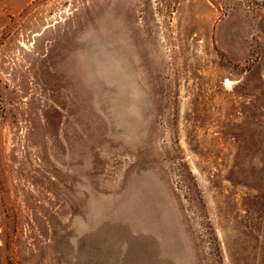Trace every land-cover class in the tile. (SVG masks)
<instances>
[{
  "label": "rangeland",
  "instance_id": "rangeland-1",
  "mask_svg": "<svg viewBox=\"0 0 264 264\" xmlns=\"http://www.w3.org/2000/svg\"><path fill=\"white\" fill-rule=\"evenodd\" d=\"M0 261L264 264V0H0Z\"/></svg>",
  "mask_w": 264,
  "mask_h": 264
},
{
  "label": "trees",
  "instance_id": "trees-1",
  "mask_svg": "<svg viewBox=\"0 0 264 264\" xmlns=\"http://www.w3.org/2000/svg\"><path fill=\"white\" fill-rule=\"evenodd\" d=\"M1 262V261H0ZM7 262H4V264H6ZM0 264H3V263H0Z\"/></svg>",
  "mask_w": 264,
  "mask_h": 264
}]
</instances>
